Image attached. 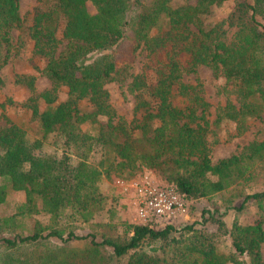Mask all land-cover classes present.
<instances>
[{
  "label": "trees",
  "instance_id": "16d2710c",
  "mask_svg": "<svg viewBox=\"0 0 264 264\" xmlns=\"http://www.w3.org/2000/svg\"><path fill=\"white\" fill-rule=\"evenodd\" d=\"M46 2L27 35L50 86L38 91L32 75L16 80L29 89L23 106L40 135L31 139L8 120L0 126V264H264V140L211 158L222 121L234 122L240 135L251 120H264V0ZM223 2L227 14L207 25L205 16ZM22 24L20 0H0V70L18 50L13 31ZM140 52L145 60L133 73ZM200 65L221 76L234 99L211 122L200 84L183 80ZM127 79L131 119L117 113L105 86ZM61 87L66 97L58 101ZM46 141L60 154L36 153ZM139 166L160 173L189 202L220 196L225 210L239 213L252 200L263 218H236L227 230L216 205L200 219L160 227L114 222L113 210L91 224L105 207L102 174L132 175ZM19 191L24 199L1 214ZM89 224L93 230L81 233ZM226 234L230 247L221 249ZM71 240L86 241L71 248Z\"/></svg>",
  "mask_w": 264,
  "mask_h": 264
},
{
  "label": "rangeland",
  "instance_id": "374dc122",
  "mask_svg": "<svg viewBox=\"0 0 264 264\" xmlns=\"http://www.w3.org/2000/svg\"><path fill=\"white\" fill-rule=\"evenodd\" d=\"M146 4H150L152 0H144ZM49 4L46 0H20V15L23 19L22 27L13 31V41L18 46V50L12 55L9 62L0 70V103L5 102L0 113H3L5 118L0 119V126L6 124V121L15 122L24 126L31 139L38 137L40 133L37 129L35 120L31 118L30 109L23 106L26 98L30 95L29 89L22 82H17L18 75L34 76V86L38 91H41L50 86V81L41 73L43 62L32 55V41L27 35L28 27L30 26L33 17L47 9ZM90 13L95 12V8L91 3H88ZM229 11L227 2H223L220 6L212 7L209 14L204 18L207 25L213 24L215 21L224 17ZM145 60L144 52H140L132 65L131 71L137 73L142 69L143 61ZM127 81H110L106 83V88L109 91L110 102L114 106L118 114L131 119L134 115L135 99L132 93L127 91ZM183 80L189 83H199L202 89V95L208 102L207 118L211 121L215 119L216 112L219 107L226 103L233 96L227 91L224 80L221 76H215L213 71L205 65H200L193 73L186 74ZM66 90L61 87L58 92V101L64 100ZM9 99V101H8ZM216 137L218 141L211 145V158L213 161L229 156L232 153H238L242 147L252 140H264V120L255 118L248 123V128L240 135H235V123L229 120H224L220 126L216 128ZM61 150L56 148L50 142H44L36 153L42 155L60 154ZM149 178L155 182H165L160 173L153 169L139 166L134 170L132 175L110 173L102 174L99 180V190L105 196L103 210L95 214L91 224L107 221L109 215H112L109 210L115 213L114 222L124 220L137 223L135 220L136 211L133 201V185L141 178ZM261 182H254V189L261 188ZM246 191H250L247 189ZM24 199V192L19 191L12 193L9 198V203L1 207V214L7 215L13 211L15 202ZM242 198L234 200L235 205H240ZM218 206L222 217L225 220L227 230H230L234 219L242 224H250L259 221L263 218V213L258 209L252 200H248L245 207L236 213L234 209L225 210L224 201L220 196H214L210 199L199 198L193 199L188 203V212L181 218V221L191 222L200 219L202 211ZM180 218H171L172 221ZM83 225L80 227L81 233L92 231V226ZM31 227V222H28ZM264 228V223L262 224ZM216 225L210 224L209 228L213 229ZM120 231V227L118 228ZM100 239V236H97ZM86 240H71L67 242L68 247L75 248L82 246ZM230 247V238L226 234L221 243V249ZM262 254L264 257V243L262 244Z\"/></svg>",
  "mask_w": 264,
  "mask_h": 264
},
{
  "label": "built area",
  "instance_id": "2783aa9c",
  "mask_svg": "<svg viewBox=\"0 0 264 264\" xmlns=\"http://www.w3.org/2000/svg\"><path fill=\"white\" fill-rule=\"evenodd\" d=\"M133 201L137 223L160 227L178 223L188 212L189 201L167 182H155L147 177L133 185ZM180 218L172 221L171 218Z\"/></svg>",
  "mask_w": 264,
  "mask_h": 264
}]
</instances>
